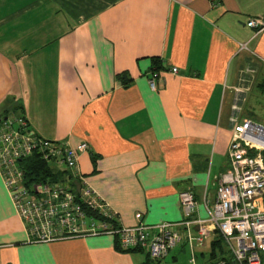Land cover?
Returning a JSON list of instances; mask_svg holds the SVG:
<instances>
[{"label":"crops","instance_id":"1","mask_svg":"<svg viewBox=\"0 0 264 264\" xmlns=\"http://www.w3.org/2000/svg\"><path fill=\"white\" fill-rule=\"evenodd\" d=\"M261 16L264 0H0V114L25 116L48 140L86 142L80 173L118 225L181 222L183 191L207 218L233 128L264 91V31L246 25ZM190 235L160 261L110 235L30 244L0 172V264L209 261L218 235Z\"/></svg>","mask_w":264,"mask_h":264},{"label":"built area","instance_id":"2","mask_svg":"<svg viewBox=\"0 0 264 264\" xmlns=\"http://www.w3.org/2000/svg\"><path fill=\"white\" fill-rule=\"evenodd\" d=\"M246 25L260 34L264 17L251 18ZM241 49L247 50L248 44H241ZM170 72L177 74L178 69ZM160 80V71H153L149 78L152 91L159 89ZM89 150L86 142L71 146L41 137L25 116L9 114L0 119V172L25 226L28 243L110 235L121 250L145 252L160 261L185 239L191 243L190 231L198 227L197 241L216 233L226 243L232 264H264V125L244 120L234 126L230 167L218 178L213 205L206 201L208 217H194L198 210L195 195L183 191L179 200L184 219L179 223L118 225V215L86 185L80 173V157ZM34 155L65 172L66 183L52 178L31 181L22 161ZM73 182L76 187H71ZM141 218L142 214L136 215V219Z\"/></svg>","mask_w":264,"mask_h":264},{"label":"trees","instance_id":"3","mask_svg":"<svg viewBox=\"0 0 264 264\" xmlns=\"http://www.w3.org/2000/svg\"><path fill=\"white\" fill-rule=\"evenodd\" d=\"M6 114H0V119ZM22 164L27 168V175L29 176V179L31 181H43L47 178H52L55 181H60L63 183H66V173L63 171L55 170L50 167L46 162L42 161L41 158L38 155H34L29 159H26L25 161H22ZM80 185V183H79ZM77 183L73 182L71 184V187H76ZM113 223L116 225L117 222L113 221ZM220 237V236H218ZM220 240L222 241L221 237ZM220 241L215 242L214 248L220 245ZM119 246V245H118ZM120 249V247H118ZM121 250V249H120ZM135 252V251H134ZM225 259L228 264H232V259L230 257H227L225 253L218 254L216 251L212 254L210 257L211 262H216Z\"/></svg>","mask_w":264,"mask_h":264},{"label":"rangeland","instance_id":"4","mask_svg":"<svg viewBox=\"0 0 264 264\" xmlns=\"http://www.w3.org/2000/svg\"><path fill=\"white\" fill-rule=\"evenodd\" d=\"M250 98L249 105L253 107V114L251 116L253 122L264 125V91L257 89ZM214 240L221 242L220 245L216 247V253L221 254L223 252L227 257H230L226 243L223 240L221 241L220 237H217ZM203 250L208 253L211 252V244L205 243V248ZM185 259H187L186 264H188V255L185 256Z\"/></svg>","mask_w":264,"mask_h":264}]
</instances>
